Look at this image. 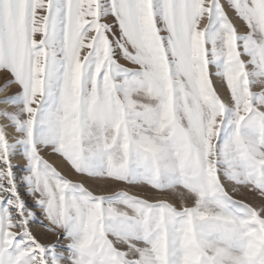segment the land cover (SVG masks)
<instances>
[{
    "label": "snow or ice",
    "instance_id": "obj_1",
    "mask_svg": "<svg viewBox=\"0 0 264 264\" xmlns=\"http://www.w3.org/2000/svg\"><path fill=\"white\" fill-rule=\"evenodd\" d=\"M0 74V264H264V0H0Z\"/></svg>",
    "mask_w": 264,
    "mask_h": 264
},
{
    "label": "rangeland",
    "instance_id": "obj_2",
    "mask_svg": "<svg viewBox=\"0 0 264 264\" xmlns=\"http://www.w3.org/2000/svg\"><path fill=\"white\" fill-rule=\"evenodd\" d=\"M5 82V80H4V76H3V74H0V86H2L3 85V83ZM10 90V92L8 93V94H10L11 92H13L14 91V89H9ZM7 94V95H8ZM50 159V162H53V163H55L53 160H52V158H49ZM14 163L15 164H17L19 167H22L23 166V164H22V161L21 160H15L14 161ZM242 197H237V199H241ZM246 201H248V202H251L252 201V197H247L246 198ZM41 239H43V241L44 242H48L49 241V239H51V238H41Z\"/></svg>",
    "mask_w": 264,
    "mask_h": 264
},
{
    "label": "bare ground",
    "instance_id": "obj_3",
    "mask_svg": "<svg viewBox=\"0 0 264 264\" xmlns=\"http://www.w3.org/2000/svg\"><path fill=\"white\" fill-rule=\"evenodd\" d=\"M10 92V90H8V92L3 93L2 95H7ZM20 160L19 158H17V161ZM43 240V239H42Z\"/></svg>",
    "mask_w": 264,
    "mask_h": 264
}]
</instances>
